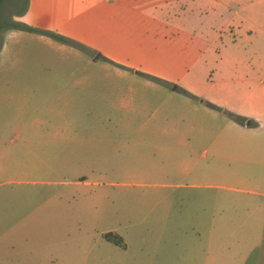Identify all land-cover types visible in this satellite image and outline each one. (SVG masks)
I'll list each match as a JSON object with an SVG mask.
<instances>
[{
    "label": "rangeland",
    "instance_id": "obj_1",
    "mask_svg": "<svg viewBox=\"0 0 264 264\" xmlns=\"http://www.w3.org/2000/svg\"><path fill=\"white\" fill-rule=\"evenodd\" d=\"M28 4L0 2V264H264V0Z\"/></svg>",
    "mask_w": 264,
    "mask_h": 264
},
{
    "label": "crops",
    "instance_id": "obj_2",
    "mask_svg": "<svg viewBox=\"0 0 264 264\" xmlns=\"http://www.w3.org/2000/svg\"><path fill=\"white\" fill-rule=\"evenodd\" d=\"M34 1L35 0H29V4H28V6H27V8L25 10L26 11L25 13L28 16L31 13ZM261 98L264 99V94L261 96ZM200 103L208 105V106L212 105V103L210 101H207V100H200ZM253 109H252V106H251V112L253 113V117L254 118L253 117L249 118V116H246L243 112H241V111L239 112L241 114H244V115H242L245 118V121H246V122H244V125H246V126L255 125V127H264V121L260 118V115L264 114V102L261 105H258L257 107H255ZM238 124H240V123H238ZM241 190L242 191H246V192H256L254 189H241Z\"/></svg>",
    "mask_w": 264,
    "mask_h": 264
},
{
    "label": "trees",
    "instance_id": "obj_3",
    "mask_svg": "<svg viewBox=\"0 0 264 264\" xmlns=\"http://www.w3.org/2000/svg\"><path fill=\"white\" fill-rule=\"evenodd\" d=\"M1 1H2V0H0V2H1ZM24 27H25L26 29H28V30H32V27H30V26L24 25ZM42 32L45 33L46 35H50V36H52V37H54V38L60 40V41H66V40H67L66 37L61 36V35H59V34H55V33L51 32V31H47V30H45V31H42ZM174 88H175V89H178V88H176V86H174ZM180 90H181V89H180ZM235 118L238 119L239 117H238V116H235ZM103 236H104V238H105L106 240H108V241H111V242H113V243H115V244H118V245L124 246L123 243H122V237L119 236V235H117L116 233H114V232H112V231H108V232L103 233Z\"/></svg>",
    "mask_w": 264,
    "mask_h": 264
}]
</instances>
